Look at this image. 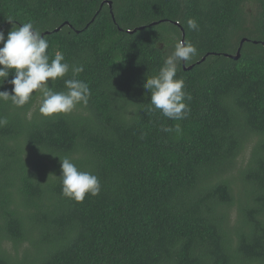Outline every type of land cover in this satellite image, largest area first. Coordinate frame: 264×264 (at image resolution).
I'll return each instance as SVG.
<instances>
[{
  "label": "trees",
  "instance_id": "16d2710c",
  "mask_svg": "<svg viewBox=\"0 0 264 264\" xmlns=\"http://www.w3.org/2000/svg\"><path fill=\"white\" fill-rule=\"evenodd\" d=\"M29 21L91 96L51 118L0 101V264H264V0H0L5 38ZM176 39L197 49L182 120L143 87ZM63 157L97 196L62 195Z\"/></svg>",
  "mask_w": 264,
  "mask_h": 264
},
{
  "label": "clouds",
  "instance_id": "9594fccd",
  "mask_svg": "<svg viewBox=\"0 0 264 264\" xmlns=\"http://www.w3.org/2000/svg\"><path fill=\"white\" fill-rule=\"evenodd\" d=\"M8 22H13L10 17ZM189 30L198 31L195 19H188ZM0 87L5 81L11 84V93L0 91V101L10 102L15 107H23L36 93L39 100L38 112L44 118L71 113L77 105L87 106L91 96L90 88L84 81L75 78L83 72L82 65H70L62 52L56 51L50 57L49 43L34 24L24 22L12 25L7 37L0 32ZM197 54L196 47L185 40L176 39L172 50L164 53L163 63L155 75L145 77L144 89L150 94L152 110H158L168 119L182 120L188 115L190 99L184 91L185 82L177 78V71ZM72 77L64 79V91H54L48 81L63 79L68 73ZM10 73H14L9 81ZM0 119V124H6ZM175 131H181L179 125ZM61 175L58 178L65 198L82 202L86 195L97 196L101 191L99 178L89 171L80 170L70 158H59Z\"/></svg>",
  "mask_w": 264,
  "mask_h": 264
},
{
  "label": "water",
  "instance_id": "95a60500",
  "mask_svg": "<svg viewBox=\"0 0 264 264\" xmlns=\"http://www.w3.org/2000/svg\"><path fill=\"white\" fill-rule=\"evenodd\" d=\"M108 2V4L110 5V2L109 1H107ZM242 44V43H241ZM241 46V45H240ZM230 57H232V58H234V59H238L239 58V50H238V52H237V54L235 55V56H230ZM184 65V64H183ZM188 68H190V67H188Z\"/></svg>",
  "mask_w": 264,
  "mask_h": 264
},
{
  "label": "rangeland",
  "instance_id": "374dc122",
  "mask_svg": "<svg viewBox=\"0 0 264 264\" xmlns=\"http://www.w3.org/2000/svg\"><path fill=\"white\" fill-rule=\"evenodd\" d=\"M246 155H247V154L245 153V154H244V157H243L244 159L246 158Z\"/></svg>",
  "mask_w": 264,
  "mask_h": 264
}]
</instances>
